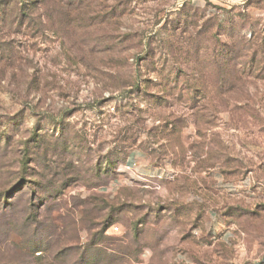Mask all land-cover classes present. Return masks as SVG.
<instances>
[{
  "label": "rangeland",
  "instance_id": "rangeland-1",
  "mask_svg": "<svg viewBox=\"0 0 264 264\" xmlns=\"http://www.w3.org/2000/svg\"><path fill=\"white\" fill-rule=\"evenodd\" d=\"M76 255L264 264V0H0V264Z\"/></svg>",
  "mask_w": 264,
  "mask_h": 264
},
{
  "label": "trees",
  "instance_id": "trees-1",
  "mask_svg": "<svg viewBox=\"0 0 264 264\" xmlns=\"http://www.w3.org/2000/svg\"><path fill=\"white\" fill-rule=\"evenodd\" d=\"M108 219L109 218H105V220L101 223L100 230L95 233L96 234V237L97 236H100V235H102L103 233L106 232V224L108 223ZM63 254H65V253H62V252L57 253V257H61ZM75 258L80 259L81 262H82L81 264H93L90 260L89 261H85V257L84 256L76 255ZM38 264H41V263H38Z\"/></svg>",
  "mask_w": 264,
  "mask_h": 264
},
{
  "label": "built area",
  "instance_id": "built-area-1",
  "mask_svg": "<svg viewBox=\"0 0 264 264\" xmlns=\"http://www.w3.org/2000/svg\"><path fill=\"white\" fill-rule=\"evenodd\" d=\"M111 231L113 232V233H118V232H120V229H119V227H112L111 228Z\"/></svg>",
  "mask_w": 264,
  "mask_h": 264
}]
</instances>
